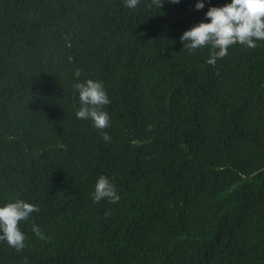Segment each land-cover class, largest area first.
Wrapping results in <instances>:
<instances>
[{
	"label": "trees",
	"instance_id": "1",
	"mask_svg": "<svg viewBox=\"0 0 264 264\" xmlns=\"http://www.w3.org/2000/svg\"><path fill=\"white\" fill-rule=\"evenodd\" d=\"M197 2L0 0V206L40 209L0 264H264V40L209 65L180 37L231 0ZM88 79L103 130L75 115Z\"/></svg>",
	"mask_w": 264,
	"mask_h": 264
},
{
	"label": "clouds",
	"instance_id": "2",
	"mask_svg": "<svg viewBox=\"0 0 264 264\" xmlns=\"http://www.w3.org/2000/svg\"><path fill=\"white\" fill-rule=\"evenodd\" d=\"M158 8L163 6L164 0H152ZM179 3L180 0H169ZM139 0H125L128 8H135ZM202 0H198L197 10L204 8ZM209 22L201 21L183 32L180 37L183 48L192 52L198 48L210 46L211 55L207 61L215 65L217 59L227 55L228 48L239 43L248 48H255L256 41L264 40V0H231L220 7H210L205 14ZM78 92L79 107L75 113L77 119H90L95 128L103 130L109 126V115L104 106L110 100L104 90L102 81L88 79L74 84ZM151 130V126H149ZM103 139L110 141L111 137L102 132ZM94 202L107 199L111 203L120 200L115 186L103 175L99 176L92 194ZM37 205L16 199L0 206V241H5L9 247L17 251L25 247V234L20 229V222L27 221L30 216L39 212ZM107 214V213H106ZM33 233L42 240H48L42 230L33 225Z\"/></svg>",
	"mask_w": 264,
	"mask_h": 264
}]
</instances>
